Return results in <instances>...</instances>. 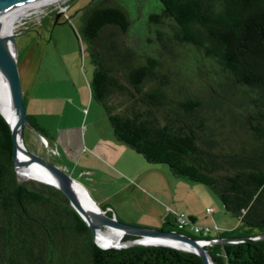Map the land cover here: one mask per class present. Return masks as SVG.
<instances>
[{
	"label": "trees",
	"instance_id": "1",
	"mask_svg": "<svg viewBox=\"0 0 264 264\" xmlns=\"http://www.w3.org/2000/svg\"><path fill=\"white\" fill-rule=\"evenodd\" d=\"M136 1L89 0L82 7L90 96L117 141L208 186L239 219L218 237L264 232V0H151L145 23L156 47L191 48L202 61L196 84L160 53L131 43ZM27 179L16 180L11 132L0 113V264H204L198 254L167 245L102 248L54 186ZM101 208L113 212L107 203ZM161 228L175 229L174 218L165 217ZM205 248L215 264H264V239Z\"/></svg>",
	"mask_w": 264,
	"mask_h": 264
},
{
	"label": "rangeland",
	"instance_id": "2",
	"mask_svg": "<svg viewBox=\"0 0 264 264\" xmlns=\"http://www.w3.org/2000/svg\"><path fill=\"white\" fill-rule=\"evenodd\" d=\"M88 1L54 0L35 10L28 8L29 13L16 20L15 26L10 30V33L14 35L15 58L24 92L26 118L33 119L37 123L38 128H35L39 134L43 133L47 137L46 144L32 128L25 126L24 143L29 148L46 155L53 163L62 164L61 168L72 179L80 183L93 200L98 202L97 192L92 190L93 194H91L83 183L84 181L87 184L86 175L80 176L83 166L95 167L94 189L98 193L109 195L108 204L112 208V213L121 221L161 228L162 222L158 216L160 205L163 210L168 208L170 194L173 192L177 205L189 204L202 216L201 219L194 220L196 224H204L206 218L214 219L209 225L218 223L219 221L214 218L218 210L224 223L238 224V218L223 208L217 195L208 186L172 175L166 163H148L141 154L129 146L127 147L133 155L131 162L143 173V176L134 190L131 187L135 177L130 185L121 191L118 189L123 185V181L117 175L112 179H107L109 183L100 179L103 169L96 159L82 157L77 166L72 160L70 161L71 157L76 154L74 150L68 153L62 146L58 148L54 146V137H60L63 145V137L59 136L61 133L69 135L78 132L80 135L84 133L87 126L88 129L94 126L99 131L107 130L113 134L103 108L92 99L89 92L93 64L90 61L86 44L79 33L82 7ZM136 2L131 10V43L136 47L145 48L148 52L160 53L166 65L176 70L179 75L189 76L196 84L197 67L202 62L198 60V55L191 48L171 43H167L164 48H157L155 33L148 29L145 23L151 0H137ZM67 4L69 6L65 9ZM146 37L150 41H146ZM126 169L129 170V167ZM163 171L171 176L173 180L171 187ZM150 177L163 178L165 181L166 189L157 196L141 187L144 180ZM206 196L211 199H207ZM214 202L217 204V207H214L215 212L211 208ZM205 207H208L206 210V212L209 211L208 213H205ZM169 208L176 211L172 206ZM144 222L150 225H145ZM225 231L228 230L223 232ZM214 233L211 231L208 236L214 238ZM190 234L197 236L194 233Z\"/></svg>",
	"mask_w": 264,
	"mask_h": 264
},
{
	"label": "water",
	"instance_id": "3",
	"mask_svg": "<svg viewBox=\"0 0 264 264\" xmlns=\"http://www.w3.org/2000/svg\"><path fill=\"white\" fill-rule=\"evenodd\" d=\"M28 1H32V0H0V14L7 7L10 8V12H11V10L15 5ZM9 13L4 22L5 24H13L14 21L23 13V10L20 8L11 21H8ZM11 38L14 42V35H12ZM5 42H6V38L0 36V69L4 73L6 80L12 90V98L10 100L7 116L4 117L1 111L0 113L3 116V118L6 120L11 132L12 143H13V162L15 155L19 153L25 156L30 161L37 163L40 166L47 169L53 176L52 181H45L39 179H30V180H35L54 186L90 227V229L93 232L94 240H95L94 234L96 231L102 232L108 228H114L118 230L122 236L124 234L133 236L132 239H126V240L122 239L119 245L101 246L96 242L100 247L102 248L125 247L133 244L167 245L177 249L191 251L198 254L204 264H210V263L215 264L214 261L211 259L209 252L205 248L206 245L224 244L227 242H236V241H244V240L264 239V232L249 237L224 236V237L204 238L200 236L190 235L188 233L176 229L152 228V227L127 223L119 220L113 213L111 215L106 214L105 212L106 209L101 208L102 204L93 200L80 183L72 179L59 165L50 161L46 155L34 149L29 148L24 143L23 128L25 126L32 128L46 144L47 141L46 138L43 137L41 134H39L36 128L33 127L26 118L24 92L16 64V58L13 57L10 54V52L7 50V48L5 47ZM20 119H22L23 127H22L21 137L20 136L18 137L16 133V127ZM16 180L21 181L17 177V175H16ZM74 184L81 186L86 191L88 198L94 205L97 206L98 209H95L91 205H84L79 200V198L77 197L74 191ZM169 241L187 242L192 247L190 249H185L170 244Z\"/></svg>",
	"mask_w": 264,
	"mask_h": 264
},
{
	"label": "crops",
	"instance_id": "4",
	"mask_svg": "<svg viewBox=\"0 0 264 264\" xmlns=\"http://www.w3.org/2000/svg\"><path fill=\"white\" fill-rule=\"evenodd\" d=\"M89 122L92 123L91 120H89ZM59 136L63 137L62 138L63 145L61 144L60 137H54V146L56 148L62 146L68 153L70 152V150H74V153L76 154L73 155V157H71L70 161L72 160V162H74L75 165L77 166L79 165V162H81L82 157L86 159L88 157L92 159H96L101 165V168L103 169L102 170L103 172H101V177H100L101 180H106L109 183L107 179H112L115 177V175H117V177L121 179V181H123V185L118 189L121 191L123 188H127L130 185V182L133 181L132 179L135 177L134 181L132 182L131 188L132 190H134L137 187V184L140 181L141 177L143 176V173L140 172V170L136 169L133 163L131 162V158H133V155L131 154L132 152L130 148H128L126 144L117 141L110 131L106 130L102 132L99 131L94 126L93 127L91 126L90 129H88L87 126L84 133L80 135L78 132H75L74 134H69V135L66 133H61ZM59 166L62 167L63 165L60 164ZM127 167H129V170L126 169ZM94 168L95 167L89 165L88 167L83 166L80 170L81 173L80 176L86 175L85 181H87V184L84 181L83 183L85 184V186H87L91 194H93L94 190L95 192H97L98 195L97 201L101 204L104 203L108 204V200H109L108 198H110L109 195L106 194L104 195L103 193L100 192L98 193V191L94 189L95 187L93 186V182L96 176L95 175L96 172ZM66 169H68V167H66ZM163 175L166 177V180L170 183V187H171V182L173 181L170 178L171 176L167 174V172L165 171H163ZM73 177L77 178L76 176ZM141 187L143 189L146 188L145 190L150 191L154 196H157L158 194H160L161 191H164L166 189L164 179L157 177H150L149 179L146 178L144 180V184L141 185ZM170 196L171 197L168 201L169 207L172 206L174 210L176 211L180 210L181 212H184L185 215L187 214V216L191 217L193 220L202 218V216L199 215L198 211L195 208L190 207L189 204L187 205L185 203L184 205L181 206L177 205V201L175 200V196L173 192L172 194H170ZM206 197L207 199L209 198L208 196ZM160 207L161 208L158 212V216L161 219V222H163V219L165 217L171 216V214L166 212V209L163 210L161 205ZM214 207H217V204L215 202L211 207L213 209V212H215ZM205 208L207 209L208 207ZM106 209H108V207H106ZM206 209H205V213H208L206 212ZM217 214L215 215L214 218L221 223H219L218 221H217L218 223H213V225H216L218 227V231L217 232L214 231L215 232L214 237H218V233H222L224 230H230L240 225V221L238 224L235 222L224 223V221L222 220L223 217L220 216L219 210ZM211 220L214 219L206 218V220L204 221L205 223L202 221L201 222L204 224H209ZM143 224L150 225L147 222H144Z\"/></svg>",
	"mask_w": 264,
	"mask_h": 264
},
{
	"label": "bare ground",
	"instance_id": "5",
	"mask_svg": "<svg viewBox=\"0 0 264 264\" xmlns=\"http://www.w3.org/2000/svg\"><path fill=\"white\" fill-rule=\"evenodd\" d=\"M52 1L54 0L28 1V2L15 5L13 9L11 10V12H10V8L7 7L0 14V36L3 38H6L5 47L7 48V50L10 52V54L13 57H15V45L11 38L13 34L10 33V30L13 29V27L15 26L16 20H18L21 16L28 14L29 13V11L27 10L28 8H31V9L33 8L35 10L39 8L41 5L50 3ZM20 8L23 10V13L14 21V23L5 24L4 22L6 20L8 13L10 12L8 16V21H11L12 18L17 14ZM11 98H12V90L6 80L4 73L0 69V111L4 117H6L8 114V109H9ZM22 127H23V122H22V119H20L16 127V133L18 137L19 136L21 137ZM14 168H15L16 175L20 180H24L27 178L39 179V180H45V181L53 180L52 174L47 169H45L44 167L40 166L37 163L30 161L25 156L19 153H17L14 157ZM74 191L77 197L79 198V200L84 205H91L95 209H98L97 206L94 205L90 201L86 191L81 186L74 184ZM94 236H95L96 242L101 246L119 245L120 241L122 240L121 233L114 228H108L102 232L96 231ZM169 243L175 246H178V247L185 248V249H190L192 247L187 242L169 241Z\"/></svg>",
	"mask_w": 264,
	"mask_h": 264
},
{
	"label": "built area",
	"instance_id": "6",
	"mask_svg": "<svg viewBox=\"0 0 264 264\" xmlns=\"http://www.w3.org/2000/svg\"><path fill=\"white\" fill-rule=\"evenodd\" d=\"M206 210H208V208ZM166 212L170 213L174 218L176 230L188 234L194 233L197 234V236L204 238H206L211 231H218V227L216 225L196 224L194 220H191L189 216H186L183 212L172 211L169 207L166 208Z\"/></svg>",
	"mask_w": 264,
	"mask_h": 264
},
{
	"label": "flooded vegetation",
	"instance_id": "7",
	"mask_svg": "<svg viewBox=\"0 0 264 264\" xmlns=\"http://www.w3.org/2000/svg\"><path fill=\"white\" fill-rule=\"evenodd\" d=\"M68 6H69V5L67 4V5H66V7H65V9H67V8H68Z\"/></svg>",
	"mask_w": 264,
	"mask_h": 264
}]
</instances>
